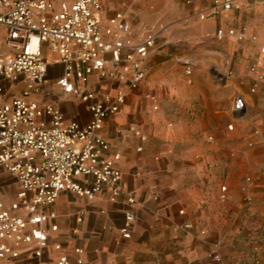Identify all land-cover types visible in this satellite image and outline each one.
Returning a JSON list of instances; mask_svg holds the SVG:
<instances>
[{"label": "crops", "instance_id": "1", "mask_svg": "<svg viewBox=\"0 0 264 264\" xmlns=\"http://www.w3.org/2000/svg\"><path fill=\"white\" fill-rule=\"evenodd\" d=\"M236 2L240 11L222 9L219 15L211 13L205 20L193 22L192 14L211 6L213 0H178L175 5L173 0H147L141 9L153 15L154 26L148 23L146 13L138 14L132 23L129 18L127 21L135 40L142 39L148 28L168 32L182 23H188L189 29L201 35L213 34L216 28L243 26L248 37L254 38L248 40L247 49H255L258 56L264 42V0ZM113 15L110 11L105 14ZM226 42L228 49L235 48L232 39ZM9 51L6 32L0 27V53ZM43 53L50 67L45 83L33 98L61 109L67 122L86 125L92 117L87 106L74 97L65 98L57 85L65 65L50 46H43ZM154 53L147 62L148 76L140 92L129 96L121 112L108 118L100 132L110 144L109 156L120 155L117 166L123 177L117 200H112L108 187L92 200L63 192L54 205L44 208L46 213L55 215L43 226L49 236L48 249L42 258L24 264H56L62 255H68L72 264H79L78 260L82 264H264V189L258 183H241L236 166L240 157L243 161L252 160L261 151L248 149L234 154L228 179L224 181L222 154L209 155L206 148L193 146L181 123L169 124L163 110L153 112L141 96L152 89L151 85L156 86L159 78ZM149 64L154 66L151 70ZM255 67L264 73L261 50ZM88 87L99 94H114L122 85L92 75ZM25 88V82L0 78V106L20 97ZM41 92L54 99L37 97ZM176 94L182 95L180 104L170 102V106L183 111L191 93ZM262 100L264 103V94ZM254 111L249 113L247 109L245 115H249L237 127L235 137L250 142L255 136L252 132H256L257 140L264 143V104L261 111ZM224 186L228 190L226 201L221 200ZM131 196L135 199L136 222L131 238L124 239L121 230ZM53 226H57L56 231ZM57 245L62 250H57ZM242 245L247 251L241 254L238 249ZM35 246L23 245L21 251ZM77 249L82 253L78 255Z\"/></svg>", "mask_w": 264, "mask_h": 264}, {"label": "built area", "instance_id": "2", "mask_svg": "<svg viewBox=\"0 0 264 264\" xmlns=\"http://www.w3.org/2000/svg\"><path fill=\"white\" fill-rule=\"evenodd\" d=\"M218 6L231 11L237 2L222 0ZM211 13L218 12L215 8L202 11L200 19ZM0 27L11 48L0 53V78L26 84L20 97L0 106V174L9 173L19 185L13 203L7 206L0 201V264H24L42 258L48 249L49 236L43 226L55 215L44 208L54 205L63 192L92 200L108 187L114 202L120 195V155L109 156L110 144L100 132L106 120L119 114L129 96L139 93L146 82L147 62L156 49L157 36L148 33L135 40L125 14L106 17L102 0H0ZM229 34L239 41L245 38L244 30L237 34L232 29ZM218 36L224 37V30L220 29ZM45 45L65 65L57 82L65 98L78 99L90 111L92 117L86 125L67 122L61 109L33 98L50 67L43 53ZM260 50L264 55V42ZM192 73V66L186 64V75ZM92 75L122 87L114 94H99L88 87ZM141 96L153 112L160 110L157 94L148 91ZM247 108L246 97L236 95L233 116ZM234 128V124L229 125V130ZM208 139L214 141L212 136ZM227 192L224 186L222 201L227 200ZM128 205L121 230L124 239L131 238L136 222L132 196ZM34 244L32 249L21 251L23 245ZM56 249L62 250V246ZM56 264L72 262L68 255H62Z\"/></svg>", "mask_w": 264, "mask_h": 264}, {"label": "rangeland", "instance_id": "3", "mask_svg": "<svg viewBox=\"0 0 264 264\" xmlns=\"http://www.w3.org/2000/svg\"><path fill=\"white\" fill-rule=\"evenodd\" d=\"M59 2L60 0H52ZM104 14L107 11L115 14L123 12L126 18L132 23L138 14H147L148 23H156L152 19V14L148 10L141 9L147 0H102ZM178 0H173L177 3ZM184 1V0H183ZM222 0H213L211 6L204 7L192 14L190 19L193 22L203 21L200 13L205 10L216 9L219 15L223 10L218 6ZM240 11V8L229 12ZM220 12V13H219ZM136 29V26H134ZM222 29L225 36L220 38L218 31ZM235 30L238 34L244 30L245 38L238 40L235 35H230V30ZM245 27L241 28H216L213 34L201 35L197 30L190 28L188 23L174 25V29L163 32L157 28H148L143 31L142 38L148 33L157 35L155 56L158 58L155 70L159 78L155 85H151L149 91L155 93L160 98V111L170 121L169 124L181 123L184 130L191 139V144L197 148L204 147L209 155L222 154V174L226 181L230 173V162L234 154L247 151L248 149L261 151L252 160L243 161L239 158L237 163L238 178L241 183L261 184L264 189V143L257 140L256 132H252L250 142H245L243 137H235L237 127L246 122L249 113L258 111L263 107L264 94V73L259 69L253 70L258 56L255 49H247L249 38ZM235 42V48L228 49L227 40ZM153 54V55H154ZM186 64L192 66V75H186ZM154 67L149 64V70ZM4 85V83H2ZM255 89V93L252 90ZM177 92H190L187 99L188 107L183 111L172 109L171 103L180 104L182 95ZM174 99L171 101V94ZM206 95V100L205 96ZM237 94L247 96V115L242 114L236 118L231 113L234 97ZM43 92L36 94L42 98ZM252 97L254 100H252ZM46 99H54L52 96H45ZM171 102V103H170ZM204 104L200 107V104ZM178 119V120H177ZM234 124V130H229V125ZM214 141H209V137ZM214 162L213 160L211 163ZM19 185L12 175L6 172L0 174V201L9 206L16 200ZM242 254L247 251V247H239Z\"/></svg>", "mask_w": 264, "mask_h": 264}, {"label": "bare ground", "instance_id": "4", "mask_svg": "<svg viewBox=\"0 0 264 264\" xmlns=\"http://www.w3.org/2000/svg\"><path fill=\"white\" fill-rule=\"evenodd\" d=\"M248 109V108H247ZM247 111V110H246ZM246 111L245 112H243L242 114H245L246 113ZM242 114H237V116H239V115H242Z\"/></svg>", "mask_w": 264, "mask_h": 264}]
</instances>
